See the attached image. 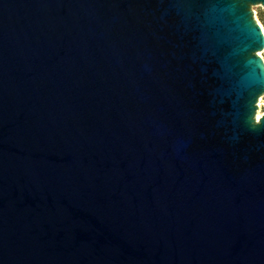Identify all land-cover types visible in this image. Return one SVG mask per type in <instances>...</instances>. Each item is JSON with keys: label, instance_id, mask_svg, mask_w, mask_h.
I'll use <instances>...</instances> for the list:
<instances>
[{"label": "water", "instance_id": "obj_1", "mask_svg": "<svg viewBox=\"0 0 264 264\" xmlns=\"http://www.w3.org/2000/svg\"><path fill=\"white\" fill-rule=\"evenodd\" d=\"M264 0H0V264H264Z\"/></svg>", "mask_w": 264, "mask_h": 264}, {"label": "rangeland", "instance_id": "obj_2", "mask_svg": "<svg viewBox=\"0 0 264 264\" xmlns=\"http://www.w3.org/2000/svg\"><path fill=\"white\" fill-rule=\"evenodd\" d=\"M252 11L254 13V19L258 23V25L261 27L263 34H264V8L261 6H256L252 8ZM262 19L263 22L260 21ZM261 57L264 60V49L261 51ZM258 104V103H257ZM262 114H264V109L262 108L259 110Z\"/></svg>", "mask_w": 264, "mask_h": 264}, {"label": "built area", "instance_id": "obj_3", "mask_svg": "<svg viewBox=\"0 0 264 264\" xmlns=\"http://www.w3.org/2000/svg\"><path fill=\"white\" fill-rule=\"evenodd\" d=\"M259 105H260V110L263 108L264 109V94L263 96L259 99Z\"/></svg>", "mask_w": 264, "mask_h": 264}, {"label": "bare ground", "instance_id": "obj_4", "mask_svg": "<svg viewBox=\"0 0 264 264\" xmlns=\"http://www.w3.org/2000/svg\"><path fill=\"white\" fill-rule=\"evenodd\" d=\"M261 55V54H260ZM257 106H258V109H257V112H256V118H259L261 115H262V113L259 111L260 109V105H259V100H258V104H257Z\"/></svg>", "mask_w": 264, "mask_h": 264}, {"label": "trees", "instance_id": "obj_5", "mask_svg": "<svg viewBox=\"0 0 264 264\" xmlns=\"http://www.w3.org/2000/svg\"><path fill=\"white\" fill-rule=\"evenodd\" d=\"M260 21L263 22L262 19H260Z\"/></svg>", "mask_w": 264, "mask_h": 264}]
</instances>
